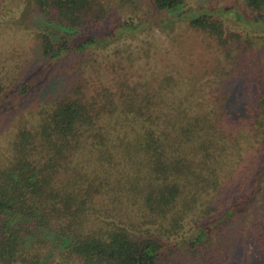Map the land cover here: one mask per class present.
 Masks as SVG:
<instances>
[{"label":"trees","instance_id":"trees-1","mask_svg":"<svg viewBox=\"0 0 264 264\" xmlns=\"http://www.w3.org/2000/svg\"><path fill=\"white\" fill-rule=\"evenodd\" d=\"M242 2L264 30V0ZM135 3L0 0L40 56L0 68V105L21 87L31 106L0 142V264H264V31L150 0L203 36L206 64L178 34L132 49L128 25L91 32Z\"/></svg>","mask_w":264,"mask_h":264},{"label":"rangeland","instance_id":"rangeland-1","mask_svg":"<svg viewBox=\"0 0 264 264\" xmlns=\"http://www.w3.org/2000/svg\"><path fill=\"white\" fill-rule=\"evenodd\" d=\"M187 3L184 7V12L186 10L191 9V7L198 6H218L222 8H231L232 10L238 11L242 18L240 20L233 15L227 16L225 22L227 23L230 31H237L243 36H247L251 34L255 36L256 34H261L263 29L258 28L256 25H251L245 23L246 20L251 19V13L246 10L242 0H186ZM138 4V6H135ZM1 6V5H0ZM133 11L137 10V16L134 18L129 13L120 19L118 16H114L111 19L105 20L102 24L94 28L91 32L103 33L108 32L111 29H116L119 27L118 25H128L129 32H125L122 36V41L120 44L132 45L130 48L138 49V46L143 40L147 42H152L155 44V49H160L162 44L167 45L171 42V36L177 35L181 36V40H186L190 38L192 40L194 47V57H198L197 60H203L206 64V60H208V54L204 53L203 46L201 44L202 35H194L193 30L188 29L186 23H182L177 25L176 29L170 30L161 24L163 20L171 19V15L165 12H157L150 5V0H136V3L131 8ZM17 8H14L13 14L16 15ZM19 10V9H18ZM19 13V11H18ZM17 13V15H18ZM4 12L2 11V7L0 8V23L5 20L3 16ZM170 33L171 36L168 34ZM264 33V32H263ZM82 34V33H81ZM83 35V34H82ZM32 33L30 31L23 32L22 29L16 28L14 26H0V68L6 62H10L12 57H16L17 54L23 51V57H28L29 60L34 58H39V54L37 53L39 49L35 44L34 40L31 38ZM174 37V36H172ZM32 39V40H31ZM190 42V41H189ZM188 45V43H186ZM17 49L18 52L13 51ZM132 51V50H130ZM17 56L16 59H18ZM20 60V59H19ZM6 62L7 64H9ZM61 65L58 66L60 68ZM19 83V82H17ZM20 96V97H19ZM26 96L25 98H27ZM37 97V96H36ZM24 98V99H25ZM21 87L18 88L17 92L11 93L10 97L3 98L1 101L0 109L2 108V112L4 114H9L8 118L5 120L4 124L0 126V132H4L3 136L0 137V142L5 145L6 138L10 136V132L15 129V124L17 121L24 116V120L30 118L31 116V106L28 104H23L20 106L21 102ZM21 102V103H20ZM1 113V112H0ZM22 119V118H21ZM20 123V122H19ZM18 123V124H19Z\"/></svg>","mask_w":264,"mask_h":264}]
</instances>
